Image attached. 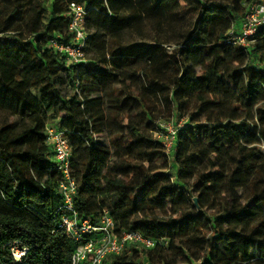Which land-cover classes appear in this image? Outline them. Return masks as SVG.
<instances>
[{
  "label": "trees",
  "instance_id": "1",
  "mask_svg": "<svg viewBox=\"0 0 264 264\" xmlns=\"http://www.w3.org/2000/svg\"><path fill=\"white\" fill-rule=\"evenodd\" d=\"M72 1L86 5V50L93 58L67 66L66 55L49 41L69 40ZM194 1L200 9L189 40L169 52L160 43L118 39L145 13L168 8L166 0H0V111L18 118L0 122V264H71L81 244L58 227L62 173L47 143L52 120L67 131L72 147L80 216L97 224L106 210L119 234L139 232L155 242L141 250L128 249L127 243L102 264H169V250L182 259L172 264H195L185 252L188 244L202 249L200 264H264V149L257 144L264 147L259 96H264V25L255 41L242 46L234 27L247 11L184 0L195 12ZM35 17L40 26L33 24ZM257 55L262 66L253 64ZM143 61L149 65L141 70L149 81L146 89L162 94L180 117L190 98L232 112L207 122L191 113L190 124L177 132L175 172L152 167L157 158H169L164 142L146 134L139 120L123 123L140 117L154 125L143 93L132 84V69ZM167 68L175 72L169 83L157 77ZM65 78L74 89L68 98L62 94ZM249 110H255L257 123L242 120ZM105 129L119 161L99 177L94 162L111 158L110 148L97 138ZM199 166L219 171L207 174ZM191 178L193 187L187 182ZM195 189L198 211L189 202L194 209L176 208L167 220L141 214L145 208L165 209L179 198L190 200ZM207 202L220 203L221 213H209ZM181 241L186 244L178 245ZM15 249L26 252L17 258Z\"/></svg>",
  "mask_w": 264,
  "mask_h": 264
},
{
  "label": "rangeland",
  "instance_id": "2",
  "mask_svg": "<svg viewBox=\"0 0 264 264\" xmlns=\"http://www.w3.org/2000/svg\"><path fill=\"white\" fill-rule=\"evenodd\" d=\"M205 2H220L224 4L232 5L236 8L237 12H243L245 13L247 9L250 6V2L248 0H202ZM264 2V0H262ZM168 4V8L161 9L160 14L154 15V14H147L145 13L142 15L141 19H139L132 28L129 30H126L118 35V39L122 41L124 44H128L135 41H146L150 44H157L160 43L165 48L169 50V52H172L176 46L180 45L183 42H187L189 40V32L193 28L195 19L199 13L200 4L197 1L193 2V7H196L197 10H191L188 9V7L185 6L184 0H166ZM125 11V10H124ZM28 18L33 17L32 14L28 15ZM243 17H241L238 21L240 24H236L234 27L235 32L241 33L242 31V23H243ZM33 24L40 26L42 24V21L40 18L35 17L33 18ZM27 34V33H26ZM86 58L87 60H92L93 53L91 51L87 52L86 50ZM254 65H260L262 66L263 63L260 61V57L257 55L254 57ZM67 66H69V63H67ZM145 65L144 61L141 62L138 66H134L132 70H136V77L133 80V87L134 89L140 91L143 93V98L145 100L146 107H148V111L150 112L151 120L153 122V126L147 125V122H142L140 117H134V118H125L124 124H133L134 121L139 120V126L140 128L148 135H152L153 137L161 140L162 142H168L167 134L169 133L170 128L176 129L180 127H186L190 124V115L191 113L195 114V119L199 122H207L209 118L212 120L216 119H222L230 116L232 112L228 111L226 108L221 106H214L211 104L204 105L199 102L197 98H190L188 100V104L184 109L182 110L181 117L179 116V113L177 111H173V104L169 103L168 101L164 100L163 97L158 94L157 92H154L152 90L146 89L145 86L149 84L148 79L144 78L142 76V68ZM158 78L161 79L163 82H172L175 77V72L172 69H164L162 72H159L157 75ZM66 85L62 87V94L65 96V98H68L69 94L74 90L73 86L69 83V79L65 78ZM262 98L261 103L264 104V96L259 95ZM18 119L15 116H9V114L0 111V122L3 119ZM246 120L247 123H257L256 113L255 110H249L248 113H243V119ZM19 121V120H18ZM53 126L56 125V121L52 120L50 122ZM97 138L100 141H103L104 144H106L110 150H111V158L106 163L101 162H94V173L101 177L114 163L119 161V157L116 155L115 148L110 143V137L105 129L102 131V133L97 134ZM257 144L261 145L262 148L263 144L261 141L258 140ZM175 148V147H174ZM173 148L172 152L169 154L168 159H163L161 157L157 158L154 161V164L152 167L154 168L155 172L163 171L164 173H168L170 171L175 172V153L176 150ZM199 170L211 174L219 171L217 167H209L204 168L202 166H199ZM121 174H117L116 178H121ZM188 186L193 187L196 183L195 178H191L187 180ZM195 196L191 198L190 200H181L180 198L177 200L175 204H169L165 209H149L145 208V211H142L141 214H151L154 217L160 218L161 221L167 220L170 218H174L176 213V208L180 209L182 211H189L194 209L191 207L192 202L196 204V211L199 210V204H198V195L199 192L195 189L194 191ZM246 198V195H243ZM187 197V196H186ZM188 198V197H187ZM225 200H227L229 197L224 196ZM208 208L207 211L214 215H219L221 213L222 207L221 204L218 203L216 205H211V202L206 203ZM186 242H179L178 245H184ZM188 244V243H187ZM190 245V246H189ZM142 244H138L135 242H129L127 245L128 249H131L134 247L137 250H141ZM187 250V256L188 258H191L194 260L195 264H200L203 261V251L200 247L193 246L191 244L186 245ZM166 257L169 264L174 263V261H181L180 257L178 255L169 250L166 252Z\"/></svg>",
  "mask_w": 264,
  "mask_h": 264
},
{
  "label": "built area",
  "instance_id": "3",
  "mask_svg": "<svg viewBox=\"0 0 264 264\" xmlns=\"http://www.w3.org/2000/svg\"><path fill=\"white\" fill-rule=\"evenodd\" d=\"M86 14L84 3L70 2L69 40L59 36L49 41L50 47L66 55L69 64L87 62L86 47L89 33L86 27ZM262 25H264V2L250 4L236 42L242 46H249L255 41L258 29ZM180 128H170L166 135L168 142H164V145L167 154L172 152ZM46 134L47 143L53 152V160L62 173L59 186L63 200L58 210L60 213L58 227L70 238L81 242L72 255L71 264H102L110 255L121 254L129 242L142 244L147 248L153 247L155 242L144 238L139 232L125 231L119 234L116 231L114 218L106 210L101 214L97 224L90 218L80 216L79 203L75 198L78 181L72 169V147L67 131L49 123L46 126ZM25 252L26 250L15 249L14 254L20 258Z\"/></svg>",
  "mask_w": 264,
  "mask_h": 264
}]
</instances>
